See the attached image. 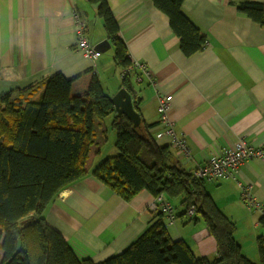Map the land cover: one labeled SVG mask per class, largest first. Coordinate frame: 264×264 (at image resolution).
I'll list each match as a JSON object with an SVG mask.
<instances>
[{"label":"crops","instance_id":"1","mask_svg":"<svg viewBox=\"0 0 264 264\" xmlns=\"http://www.w3.org/2000/svg\"><path fill=\"white\" fill-rule=\"evenodd\" d=\"M119 25L131 61L149 72L131 69L130 81L138 112L160 146H169L172 163L193 174L212 157L245 141L264 150V28L238 11L244 1L184 0L183 12L206 37L203 51L185 56L168 17L152 0H106ZM87 24L92 46L108 40L111 48L95 63L76 48L74 10ZM89 70L98 75L112 98L123 86L124 72L115 61L97 5L90 0H0V94L15 101H38L47 81L62 75L72 79ZM128 75V74H127ZM173 97L170 116L186 148L174 147L158 113V95ZM104 124L109 128L111 120ZM110 131L108 130V134ZM108 141V139H107ZM104 143L87 176L68 185L45 212L80 260L102 264L125 251L157 220L151 206L156 197L144 190L126 201L93 174L105 159L117 155ZM204 181L206 192L236 225L235 241L253 263L260 262L257 239L264 235V157L244 162L228 179ZM250 191L260 209L243 195ZM174 209V223H164L174 241L183 240L197 258L216 259L217 242L201 215L181 216L180 199L163 195ZM196 217V218H195ZM194 218V219H193Z\"/></svg>","mask_w":264,"mask_h":264},{"label":"trees","instance_id":"2","mask_svg":"<svg viewBox=\"0 0 264 264\" xmlns=\"http://www.w3.org/2000/svg\"><path fill=\"white\" fill-rule=\"evenodd\" d=\"M152 1L168 17L185 56L205 49L206 37L183 12L184 0ZM90 2L97 5L116 64L125 72L123 86L133 92V62L118 22L106 0ZM237 8L264 28V2L244 1ZM141 117L140 127L119 117L94 70L72 79L51 77L38 101L21 103L10 93L0 94V264H94L75 256L48 225L45 212L60 191L88 175L108 130L116 133L118 153L94 168L95 177L126 201L144 190L180 199L181 216L191 209L193 216L201 215L217 242L218 257L197 258L183 240L174 241L166 214L158 211L157 220L135 242L102 264H264V235L257 239L260 262L253 263L235 241V223L214 203L204 181L172 163L171 148L156 142L154 126ZM107 118L112 119L109 128L102 124Z\"/></svg>","mask_w":264,"mask_h":264},{"label":"built area","instance_id":"3","mask_svg":"<svg viewBox=\"0 0 264 264\" xmlns=\"http://www.w3.org/2000/svg\"><path fill=\"white\" fill-rule=\"evenodd\" d=\"M73 17L75 22V34L77 38L76 48L87 58L91 59L93 63H95L102 53L96 50V48L89 42L87 37V24L77 9L74 10ZM135 68H140L145 74L149 75L148 69L144 65L134 62L132 64V69ZM157 97L160 122L164 126V132L160 133L158 138L161 139L162 137H168L172 141L174 147L185 149L186 141L185 139L177 136L174 129V123L170 116L173 97L170 95L161 94H159ZM255 157H264V150L249 146L245 141H242L237 144L234 149L226 152L225 154L214 156L206 164L198 166L192 175L195 179L205 181L228 179L238 173L241 165L244 162ZM243 198L247 205L252 209L257 210L262 207L261 204L254 201L249 190L245 191ZM151 208L154 211H162L165 213L168 217L169 225L174 223L175 216L173 213V207L169 201L165 200L163 195L156 197ZM188 214L189 216L195 215V210L191 209Z\"/></svg>","mask_w":264,"mask_h":264},{"label":"water","instance_id":"4","mask_svg":"<svg viewBox=\"0 0 264 264\" xmlns=\"http://www.w3.org/2000/svg\"><path fill=\"white\" fill-rule=\"evenodd\" d=\"M95 48L101 53H106L111 48V45L108 40H104L100 42ZM111 101L119 117L126 116L133 122L134 127H140L142 117L137 111L136 107L137 103H140L141 100L137 97L135 90L130 92L125 88H121L119 92L111 98ZM31 220L35 221L34 218H31Z\"/></svg>","mask_w":264,"mask_h":264},{"label":"rangeland","instance_id":"5","mask_svg":"<svg viewBox=\"0 0 264 264\" xmlns=\"http://www.w3.org/2000/svg\"><path fill=\"white\" fill-rule=\"evenodd\" d=\"M98 122H102V121L97 120V121H96V124H97ZM106 122H107V120H104V121L102 122V124H105ZM107 136H108V137H107V138H108V141H107L106 144L104 145V148H103V149H105V150H107V151H110V150L114 149L115 141H116V133L110 131V133H109ZM1 255H2V252L0 251V260H1V258H2Z\"/></svg>","mask_w":264,"mask_h":264}]
</instances>
